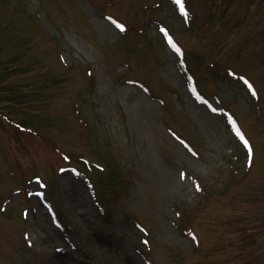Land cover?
I'll return each mask as SVG.
<instances>
[{"label":"rangeland","instance_id":"rangeland-1","mask_svg":"<svg viewBox=\"0 0 264 264\" xmlns=\"http://www.w3.org/2000/svg\"><path fill=\"white\" fill-rule=\"evenodd\" d=\"M0 264H264V0H0Z\"/></svg>","mask_w":264,"mask_h":264},{"label":"snow or ice","instance_id":"snow-or-ice-1","mask_svg":"<svg viewBox=\"0 0 264 264\" xmlns=\"http://www.w3.org/2000/svg\"><path fill=\"white\" fill-rule=\"evenodd\" d=\"M181 11L184 12V8H183V4H181ZM185 15H187L186 13H184ZM117 27H119L120 31H124V27L123 25H117ZM237 135L240 136V139L244 142L245 147L248 146V142L247 140L244 139V137L239 133V130H237ZM251 149H249V157L251 158Z\"/></svg>","mask_w":264,"mask_h":264}]
</instances>
